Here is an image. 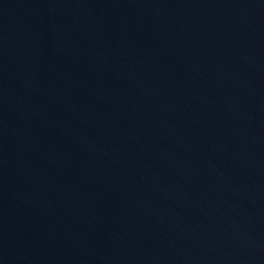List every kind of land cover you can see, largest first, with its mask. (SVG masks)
I'll list each match as a JSON object with an SVG mask.
<instances>
[{
	"label": "water",
	"instance_id": "water-1",
	"mask_svg": "<svg viewBox=\"0 0 264 264\" xmlns=\"http://www.w3.org/2000/svg\"><path fill=\"white\" fill-rule=\"evenodd\" d=\"M0 264H264V0H0Z\"/></svg>",
	"mask_w": 264,
	"mask_h": 264
}]
</instances>
